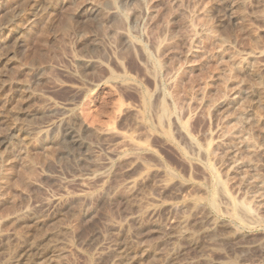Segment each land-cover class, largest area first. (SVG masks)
I'll return each mask as SVG.
<instances>
[{"label": "rangeland", "instance_id": "1", "mask_svg": "<svg viewBox=\"0 0 264 264\" xmlns=\"http://www.w3.org/2000/svg\"><path fill=\"white\" fill-rule=\"evenodd\" d=\"M0 264H264V0H0Z\"/></svg>", "mask_w": 264, "mask_h": 264}, {"label": "bare ground", "instance_id": "2", "mask_svg": "<svg viewBox=\"0 0 264 264\" xmlns=\"http://www.w3.org/2000/svg\"><path fill=\"white\" fill-rule=\"evenodd\" d=\"M74 61L78 64H80L81 62H85L86 60L85 59H82V58H75L74 59ZM21 88L23 87V86H20ZM68 130V129H67ZM67 132H69V130L67 131ZM71 134H73V133H71ZM68 135V134H67ZM70 136V135H69ZM72 137V136H71ZM73 139V138H72ZM73 140H75V139H73Z\"/></svg>", "mask_w": 264, "mask_h": 264}]
</instances>
